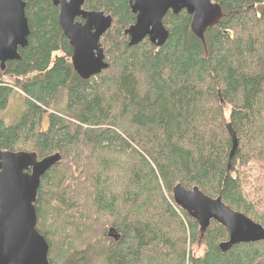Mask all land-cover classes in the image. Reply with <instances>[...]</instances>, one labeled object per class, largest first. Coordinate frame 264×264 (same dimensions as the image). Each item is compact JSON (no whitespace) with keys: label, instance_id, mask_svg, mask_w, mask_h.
<instances>
[{"label":"trees","instance_id":"1","mask_svg":"<svg viewBox=\"0 0 264 264\" xmlns=\"http://www.w3.org/2000/svg\"><path fill=\"white\" fill-rule=\"evenodd\" d=\"M21 1L30 35L0 67V112L16 91L25 109L14 124L0 119V149L61 156L35 203L48 263L264 264V241L222 253L227 231L201 232L171 193L198 187L264 228V198L243 184L264 165V0H211L222 18L202 37L185 11L168 12L159 48L128 47V0H85L112 18L100 41L108 68L89 80L73 70L52 0Z\"/></svg>","mask_w":264,"mask_h":264},{"label":"water","instance_id":"2","mask_svg":"<svg viewBox=\"0 0 264 264\" xmlns=\"http://www.w3.org/2000/svg\"><path fill=\"white\" fill-rule=\"evenodd\" d=\"M257 2L259 0H251ZM85 0H52L59 9L58 24L71 48V64L76 75L89 80L108 68L100 44L110 29L112 18L100 11L83 9ZM135 22L125 30L128 47L147 39L159 48L168 39L162 20L168 12L185 11L191 17V30L202 37L222 18L218 4L211 0H128ZM30 30L21 0H0V67L20 59L18 49L28 45ZM231 139L230 158L238 147L237 137L227 125ZM61 160L58 153L38 159L34 152H8L0 149V264H49L48 245L37 232L35 203L42 177ZM176 206L195 220L204 232L211 222L222 226L228 240L219 245L222 253L240 244L264 241V228L225 205L221 197L206 196L198 187L172 188ZM111 236V234H109ZM116 239V236H111Z\"/></svg>","mask_w":264,"mask_h":264},{"label":"rangeland","instance_id":"3","mask_svg":"<svg viewBox=\"0 0 264 264\" xmlns=\"http://www.w3.org/2000/svg\"><path fill=\"white\" fill-rule=\"evenodd\" d=\"M24 109L25 106L23 103V96L16 91V93H13L10 96L7 108L0 112V119H2L6 124H14L19 120ZM226 113H228V111H226ZM43 127H46V121L44 122ZM251 166L252 164H250V167ZM260 166L261 168L258 170L257 165H253L249 174L250 177H246V180L243 183L244 191L250 200H256L258 196L264 198V165ZM258 208L261 209L260 207ZM190 250L195 256H202L204 247L201 245L192 246L190 247Z\"/></svg>","mask_w":264,"mask_h":264},{"label":"bare ground","instance_id":"4","mask_svg":"<svg viewBox=\"0 0 264 264\" xmlns=\"http://www.w3.org/2000/svg\"><path fill=\"white\" fill-rule=\"evenodd\" d=\"M172 192V191H171ZM112 236V235H111ZM110 235H109V237H111ZM111 238H113V237H111ZM114 239V238H113Z\"/></svg>","mask_w":264,"mask_h":264}]
</instances>
